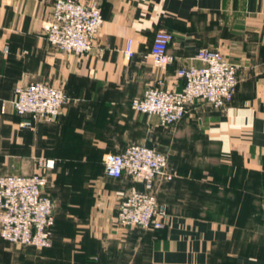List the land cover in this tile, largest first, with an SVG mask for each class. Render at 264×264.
<instances>
[{"label":"crops","instance_id":"crops-1","mask_svg":"<svg viewBox=\"0 0 264 264\" xmlns=\"http://www.w3.org/2000/svg\"><path fill=\"white\" fill-rule=\"evenodd\" d=\"M53 1L0 0V175L51 162L44 190L55 218L45 248L0 236V264H264V0H96L103 22L84 55L46 40ZM158 29L173 35L165 68L149 54ZM201 48L238 64L224 107L196 103L173 129L131 108L158 81L181 89L176 71L200 65ZM33 81L67 98L55 121L22 127L14 89ZM191 136L213 147L179 144ZM132 143L161 145L175 172L154 181L165 209L157 230L115 221L118 199L144 187L107 176L103 161Z\"/></svg>","mask_w":264,"mask_h":264},{"label":"built area","instance_id":"built-area-1","mask_svg":"<svg viewBox=\"0 0 264 264\" xmlns=\"http://www.w3.org/2000/svg\"><path fill=\"white\" fill-rule=\"evenodd\" d=\"M103 17L96 0H54L49 19L43 25L48 43L55 49L84 55L94 47ZM173 39L171 32L158 29L150 48L154 65L165 68L175 61L168 52ZM102 57L103 49L97 48ZM201 64H189L177 69L183 80L181 89L165 88L162 82L147 87L141 97L131 100L136 112L155 115L164 127L174 125L196 103L213 108L224 107L232 98L238 64L217 49L201 48L195 55ZM12 101L14 111L23 116L22 127L36 122H52L61 113L66 101L64 91L43 82L16 85ZM44 164V165H43ZM40 166H52L40 161ZM104 173L109 177L126 175L143 190L131 186L117 207V223L124 227L160 229L164 227L165 209L157 203L152 191L155 177L165 174L168 161L160 151L132 143L119 153L105 156ZM166 177L171 179V173ZM47 178L43 174L0 175V236L11 243L48 247L55 225L53 202L43 193Z\"/></svg>","mask_w":264,"mask_h":264},{"label":"rangeland","instance_id":"rangeland-1","mask_svg":"<svg viewBox=\"0 0 264 264\" xmlns=\"http://www.w3.org/2000/svg\"><path fill=\"white\" fill-rule=\"evenodd\" d=\"M54 2V1H53ZM52 6H53V4H52ZM49 19V18H48ZM47 19V20H48ZM43 32H44V29H43ZM33 82H41V81H33ZM30 83V82H29ZM43 83H46V82H43ZM48 84V83H47ZM50 85H52V84H50ZM53 86H55V85H53ZM55 87H59V88H61L60 86H55ZM166 88V87H165ZM62 89V88H61ZM63 90V89H62ZM64 91V90H63ZM14 99V98H13ZM13 101V100H12ZM192 107V106H191ZM190 108V107H189ZM189 108H188V110H189ZM188 110H187V112H188ZM55 121V120H54ZM179 122V121H178ZM177 122V123H178ZM177 123H175V124H177ZM174 124V125H175ZM174 125H172V126H170V127H168V129H173V127H175ZM179 144L181 145V144H183V142L185 141V142H187V143H190L191 145H195L196 147H201V149L202 150H205V151H210V149L213 147L211 144H209V143H207V142H204V140L203 139H201V138H197V137H193V136H191V137H189V138H187V139H182V138H180L179 139ZM184 144H186V143H184ZM142 145H145V144H142ZM145 146H147V145H145ZM149 147V146H148ZM151 148H154V149H156V150H158V151H160L161 153H163V154H165L166 155V157H167V161H168V153H167V151L165 150V149H163L162 147H161V145H158V144H153V147L151 146ZM109 154V153H108ZM210 156V155H209ZM196 158H197V156H196ZM211 158V157H210ZM211 162H214L213 161V159L211 160ZM44 165V164H43ZM53 165V164H52ZM48 169H51L50 168V166H38L37 165V168L36 169H34L32 172H30V173H26V174H13V173H10V174H13V175H31V174H35V173H37V174H43L46 178H47V183H48ZM223 172V171H222ZM171 173V176L173 177V175L175 174V172H169L168 171V168L165 170V174H161V175H158V176H164V178H166V179H168L167 177H166V175L167 174H170ZM4 175H6V174H4ZM157 176V177H158ZM215 176V175H214ZM216 176H220L219 175V173L218 172H216ZM157 177H155V179L157 178ZM155 179H154V181H155ZM153 181V186H152V191H153V193L155 194V190H154V188H155V182ZM46 183V184H47ZM46 186V185H45ZM44 186V187H45ZM129 190V189H128ZM128 190H127V192H128ZM43 193L45 194V195H47V196H49L50 197V195L44 190V188H43ZM127 192H125L119 199H118V201H117V207H118V204H119V202L121 201V199L127 194ZM156 196V195H155ZM51 198V197H50ZM52 200V199H51ZM117 207H116V213H117ZM115 221H116V223H117V220H116V215H115ZM118 224V223H117ZM119 225V224H118ZM119 226H121V225H119ZM122 227H124V226H122ZM9 242V241H8ZM22 245V244H21ZM114 264H116V263H114Z\"/></svg>","mask_w":264,"mask_h":264},{"label":"trees","instance_id":"trees-1","mask_svg":"<svg viewBox=\"0 0 264 264\" xmlns=\"http://www.w3.org/2000/svg\"><path fill=\"white\" fill-rule=\"evenodd\" d=\"M58 118V117H57ZM56 118V119H57ZM172 126V125H171ZM161 127H163V128H168V127H170V126H168V127H164V126H161ZM145 229V228H144ZM149 230H157V229H149Z\"/></svg>","mask_w":264,"mask_h":264}]
</instances>
